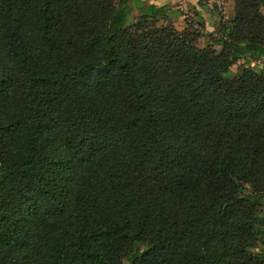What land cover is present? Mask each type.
Listing matches in <instances>:
<instances>
[{
  "label": "trees",
  "instance_id": "16d2710c",
  "mask_svg": "<svg viewBox=\"0 0 264 264\" xmlns=\"http://www.w3.org/2000/svg\"><path fill=\"white\" fill-rule=\"evenodd\" d=\"M211 1L219 50L168 6L0 0V264H264V0Z\"/></svg>",
  "mask_w": 264,
  "mask_h": 264
},
{
  "label": "crops",
  "instance_id": "0c3cea01",
  "mask_svg": "<svg viewBox=\"0 0 264 264\" xmlns=\"http://www.w3.org/2000/svg\"><path fill=\"white\" fill-rule=\"evenodd\" d=\"M140 2L143 5L168 6L171 11L178 10L180 15L175 19L178 21H182L186 17L183 15L186 9H191L192 19L194 21L201 20V28H205L206 32L213 31L214 24L219 20L211 0H140ZM200 2L203 4L202 6L199 5Z\"/></svg>",
  "mask_w": 264,
  "mask_h": 264
},
{
  "label": "rangeland",
  "instance_id": "374dc122",
  "mask_svg": "<svg viewBox=\"0 0 264 264\" xmlns=\"http://www.w3.org/2000/svg\"><path fill=\"white\" fill-rule=\"evenodd\" d=\"M206 1H210V0H206ZM230 2H223V1H217L216 4L219 7V10L221 11L220 13H224V8L227 6V4ZM191 9H186L185 12L183 13L184 16H186L182 21H178L175 19H172V23L175 27V29L177 31H182L184 30L189 22H193L192 16L191 14ZM262 12L264 13V9H262ZM135 15V14H134ZM177 19V18H176ZM219 19V17H218ZM219 21V20H218ZM218 21L214 24L213 26V31L210 32H206L204 29L205 28H201V27H197V29L195 28V25L192 27L193 30H196L199 34H200V38H198V40L196 41V46L199 48H205L206 46H211L213 47L215 50H219V46L218 45H214L213 41L217 39V36L215 35V30L217 28V24ZM161 25V24H158ZM244 65L242 63V61L236 63L232 68H231V72L232 74H235L237 72L238 69L242 68ZM260 67H264V61L261 60L260 61ZM264 247V246H263ZM124 264H128L126 261L124 262Z\"/></svg>",
  "mask_w": 264,
  "mask_h": 264
},
{
  "label": "built area",
  "instance_id": "2783aa9c",
  "mask_svg": "<svg viewBox=\"0 0 264 264\" xmlns=\"http://www.w3.org/2000/svg\"><path fill=\"white\" fill-rule=\"evenodd\" d=\"M197 29V27H195Z\"/></svg>",
  "mask_w": 264,
  "mask_h": 264
}]
</instances>
